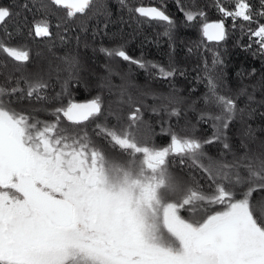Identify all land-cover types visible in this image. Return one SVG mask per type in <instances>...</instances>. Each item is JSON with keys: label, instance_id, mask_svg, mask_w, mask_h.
<instances>
[{"label": "trees", "instance_id": "trees-1", "mask_svg": "<svg viewBox=\"0 0 264 264\" xmlns=\"http://www.w3.org/2000/svg\"><path fill=\"white\" fill-rule=\"evenodd\" d=\"M245 2L249 5L250 22L233 20L220 11L221 8L235 11L234 0H125L124 5L120 0H91L84 13L71 18L67 9L52 5L50 0H0V8L11 13L0 23V44L29 53V60L21 63L0 50V88L5 90L0 100L6 110L30 121L45 126L56 124L54 137L64 136L68 143H87L89 152L95 149L102 154V147L117 151L119 148L108 132H121L117 135L124 138L130 128L140 146L162 150L170 146L173 134L180 139L195 138L202 144L211 137L212 121L204 122L201 117L207 119L208 114L219 112L208 81L218 71L222 72L223 80L216 81L217 94L232 99L237 107L226 137L203 145L204 155L199 160L204 168L187 155L169 153L166 157L168 167L182 179L178 195L168 197L170 202L180 205L193 191L198 196L212 197L217 185H231L227 180L209 179L204 170L208 161L222 166L221 172L228 173L234 181L236 172L247 177L248 166L254 165L258 170L259 161L264 159V50L255 43V37L250 39L249 31L264 25L261 15L264 0ZM141 6L156 7L171 19L168 34H165L166 22L135 13L134 9ZM186 12L196 14L195 19L188 21ZM40 21L48 24L49 36L35 35L33 24ZM211 22H223L224 40L210 41L203 35V24ZM120 46L130 57L143 62L145 68L119 58L110 59L100 51ZM214 56L222 62L216 69L212 67ZM152 64L174 75L163 78ZM22 75L32 81L46 82L48 87L40 93L46 98L39 99L35 93L29 98ZM65 82L66 89L62 87ZM14 87L22 91L11 93ZM116 94L122 95L117 98ZM169 96H175L178 102L170 104ZM97 97L101 101V113L81 124H73L55 111L66 108L70 102H86ZM130 98L133 104L129 103ZM137 108L140 111L133 125L129 117ZM173 108L179 110L178 115L170 114ZM110 109H115L116 122L123 126L109 130L97 125L101 116L113 121ZM142 121L146 125L154 124L151 131L143 129V138L137 136ZM146 131L151 132V137ZM225 142L230 146L228 149L223 146ZM236 191L235 198L240 199L239 186ZM251 201L263 204L264 192H254ZM188 208L197 210L196 214H190ZM221 209L222 205L198 199L180 207L179 213L199 223ZM254 218L264 224L257 215Z\"/></svg>", "mask_w": 264, "mask_h": 264}, {"label": "snow or ice", "instance_id": "snow-or-ice-1", "mask_svg": "<svg viewBox=\"0 0 264 264\" xmlns=\"http://www.w3.org/2000/svg\"><path fill=\"white\" fill-rule=\"evenodd\" d=\"M50 2L68 9L67 16L71 18L76 13H84L91 0ZM120 3L124 5L125 0ZM234 3L235 11L226 12L223 8L220 11L233 20L240 18L250 22L251 13L245 0H234ZM134 11L140 17L166 22L165 34L172 27L171 19L155 7H136ZM10 15L8 9L0 8V23ZM185 16L192 21L196 14L186 12ZM33 29L37 37L50 35L49 26L44 21L34 23ZM249 31L250 39L255 37V43L264 50V25ZM202 32L210 41L225 39L223 22L204 23ZM0 50L14 61L23 63L29 60L27 51L2 44ZM100 51L110 59L119 58L145 68L143 62L130 57L122 46L101 48ZM221 63L218 57H213V69ZM151 67L158 69L163 78L174 75L156 64ZM21 79L27 84L29 98L34 93L39 99L46 98L40 95L48 87L46 82L42 79L32 81L24 75ZM218 80H223L219 71L208 81L219 112L208 114L207 119L201 117L204 122L210 119L213 128L211 137L203 144L195 138L180 139L173 134L170 147L155 150L140 146L131 128L124 138L114 131L108 135L115 145L129 150V155L140 154L151 167H159L162 175L168 172L166 157L169 153L187 155L194 164L204 168L199 160L204 155L201 151L203 145L226 137V130L237 111L232 99L217 94ZM66 84L62 86L65 89ZM21 91L19 87L11 89V93ZM4 92L0 88V95ZM167 99L170 104L178 102L175 96ZM205 99L209 98L206 96ZM129 103L134 101L130 98ZM55 111L62 113L67 121L81 124L101 113V101L97 97L84 104L70 102L66 108ZM139 111L137 108L129 117L133 125ZM170 114L178 115L179 110L173 108ZM56 127L52 124L42 131H34L36 124H30L26 116L6 110L0 102V264H264V224L254 218L251 210L253 193L264 192V159L259 161L258 170L254 165L248 166L247 177L236 172L234 181L228 173L222 174V166L210 162L204 169L209 179L227 180L231 187L217 185L212 197L198 196L193 191L180 205L167 202L161 205L159 225L148 228L139 208L103 189L105 157L92 149L91 163L88 164L87 143H68L64 136L54 137ZM223 146L225 149L230 147L226 142ZM77 173L81 175L77 176ZM238 186L240 199L235 198ZM93 187L94 192L84 190ZM45 188L49 190L45 191ZM195 199H207L209 203L222 205L223 210L208 215L200 223L186 222L178 215L179 208ZM161 228L173 239L174 245L164 243L159 235Z\"/></svg>", "mask_w": 264, "mask_h": 264}, {"label": "rangeland", "instance_id": "rangeland-1", "mask_svg": "<svg viewBox=\"0 0 264 264\" xmlns=\"http://www.w3.org/2000/svg\"><path fill=\"white\" fill-rule=\"evenodd\" d=\"M121 95L122 94L117 95V98H119ZM137 98L142 101L141 98ZM110 111H112L111 116L113 121L108 122L106 117L101 116L97 118V125L99 123L102 127L108 128L109 130L123 126V124H118L116 122L115 113H113L115 112V109H110ZM28 121L30 124L37 125V128L34 131H42L45 127V125H42L39 122H33L30 120ZM156 124L159 125L160 123ZM46 126H48V124H46ZM153 126L154 124L146 125L145 121H142L140 123L137 136L143 138L145 131L143 129L147 128L151 131L154 129ZM120 133L121 132H118L116 134ZM150 133L147 132L148 137H151ZM104 142H106V140ZM115 146L119 148L117 151L114 150L110 152L104 147H102L101 150L102 155L106 159L102 185L103 189L115 197L122 198L127 204L139 208L141 210L144 223L148 228H153L159 225V213L161 211V205L170 202L168 197L178 195L182 185V179L178 175L174 174L175 172L168 167L167 163L166 168L168 172L162 175L160 168L151 167L145 158L142 157V155L136 154L135 156H132L129 155V150H123L119 146ZM121 150L124 151V153H122ZM108 151L110 153H108ZM88 156V164H90L91 152H88ZM212 162L216 164L215 161ZM209 163L210 161H208V165ZM88 164L85 165V168L88 167ZM76 175L79 176L81 173H77ZM86 183L87 181H85V184ZM48 190L49 189L45 188V191ZM84 190L87 192L96 191L94 187L90 189L85 188ZM53 195H56V193L53 192ZM194 201L197 202L198 199H195ZM188 210L192 215H195V212L197 211L194 208H188ZM251 210L255 216L257 215L262 221H264V203L258 204L253 201L251 203ZM211 214H215V212ZM178 215H180L179 211ZM180 217L186 222L194 223L185 219L181 215ZM206 218L207 216L204 219ZM204 219H202L200 222H203ZM159 235L162 237L164 243L169 244L170 246L174 245L173 239L167 234L166 230L161 228L159 230Z\"/></svg>", "mask_w": 264, "mask_h": 264}, {"label": "water", "instance_id": "water-1", "mask_svg": "<svg viewBox=\"0 0 264 264\" xmlns=\"http://www.w3.org/2000/svg\"><path fill=\"white\" fill-rule=\"evenodd\" d=\"M141 7H145V8H151L153 6H141ZM156 8V7H155ZM159 10V9H158ZM211 23H217V22H211ZM89 101H86V102H74V103H77V104H84V103H87ZM66 119V118H65ZM67 120V119H66Z\"/></svg>", "mask_w": 264, "mask_h": 264}, {"label": "flooded vegetation", "instance_id": "flooded-vegetation-1", "mask_svg": "<svg viewBox=\"0 0 264 264\" xmlns=\"http://www.w3.org/2000/svg\"><path fill=\"white\" fill-rule=\"evenodd\" d=\"M67 11H68V9H67Z\"/></svg>", "mask_w": 264, "mask_h": 264}]
</instances>
